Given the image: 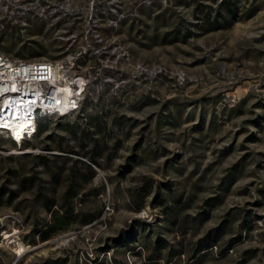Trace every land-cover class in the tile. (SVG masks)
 Wrapping results in <instances>:
<instances>
[{
    "label": "rangeland",
    "instance_id": "obj_1",
    "mask_svg": "<svg viewBox=\"0 0 264 264\" xmlns=\"http://www.w3.org/2000/svg\"><path fill=\"white\" fill-rule=\"evenodd\" d=\"M0 52L89 77L0 134V264H264V0H0Z\"/></svg>",
    "mask_w": 264,
    "mask_h": 264
},
{
    "label": "built area",
    "instance_id": "obj_2",
    "mask_svg": "<svg viewBox=\"0 0 264 264\" xmlns=\"http://www.w3.org/2000/svg\"><path fill=\"white\" fill-rule=\"evenodd\" d=\"M62 60L11 59L0 52V134L20 145L44 115L76 113L89 83Z\"/></svg>",
    "mask_w": 264,
    "mask_h": 264
},
{
    "label": "bare ground",
    "instance_id": "obj_3",
    "mask_svg": "<svg viewBox=\"0 0 264 264\" xmlns=\"http://www.w3.org/2000/svg\"><path fill=\"white\" fill-rule=\"evenodd\" d=\"M25 249H26V248L24 247L23 244L18 243V247H17L18 252H22V251H24Z\"/></svg>",
    "mask_w": 264,
    "mask_h": 264
},
{
    "label": "trees",
    "instance_id": "obj_4",
    "mask_svg": "<svg viewBox=\"0 0 264 264\" xmlns=\"http://www.w3.org/2000/svg\"><path fill=\"white\" fill-rule=\"evenodd\" d=\"M38 120H39V118H38ZM38 120H37V122H38ZM36 132H37V130H36Z\"/></svg>",
    "mask_w": 264,
    "mask_h": 264
}]
</instances>
